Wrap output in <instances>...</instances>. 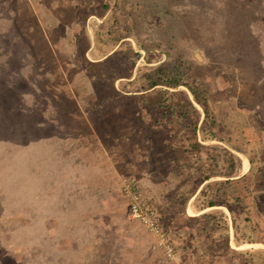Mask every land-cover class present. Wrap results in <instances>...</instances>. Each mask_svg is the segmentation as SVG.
Wrapping results in <instances>:
<instances>
[{
	"label": "rangeland",
	"instance_id": "obj_1",
	"mask_svg": "<svg viewBox=\"0 0 264 264\" xmlns=\"http://www.w3.org/2000/svg\"><path fill=\"white\" fill-rule=\"evenodd\" d=\"M131 18L136 29L113 44L109 25ZM157 22L176 27L169 54ZM173 56L206 108L182 84L145 89ZM210 146L228 175L246 170L225 185L251 201L242 233L264 242V0H0V264H132L148 243L161 249L127 210V176L177 252L162 259L180 261L174 227L194 222L179 215L187 194L169 160ZM102 149L120 153V180L101 171ZM147 161L167 191L145 183Z\"/></svg>",
	"mask_w": 264,
	"mask_h": 264
},
{
	"label": "crops",
	"instance_id": "obj_2",
	"mask_svg": "<svg viewBox=\"0 0 264 264\" xmlns=\"http://www.w3.org/2000/svg\"><path fill=\"white\" fill-rule=\"evenodd\" d=\"M123 40L124 38L119 42ZM116 47L117 45L114 48ZM104 57L99 60L107 58ZM199 118L200 122L202 116ZM199 130V128L195 130L196 136H198L197 133H200ZM201 149L200 153L193 157L192 151L182 148L177 152V156L169 160V174L181 179L184 185L179 188L183 193L185 192V195L187 194L186 199H183V210L179 215L194 222V229H188L186 225L180 224H176L174 227V231L178 232V239L186 240V244H183L184 247L178 249L181 260L178 262L164 261L162 250L156 248L154 242H150L146 248L144 247V251L147 252L145 258L140 257L138 260L132 261V264H264V242L249 239L250 231L247 230L246 234L242 233L243 229L245 232V229L249 228V224L239 221V218L245 219V216L249 215L248 208H250L251 201H245L243 196H237L234 199L235 194L233 196H230L232 193L229 194V189L232 191V187L226 188L225 185L231 182L234 177L248 178L245 176L246 170L242 171L235 166L233 168L235 171L228 175L226 169L222 170L219 167L215 146ZM100 153V155L104 154L101 171L106 173L105 177L109 175L114 176L117 181L120 180L119 175L124 170L121 167L124 164L120 153L117 150L107 152L103 149L100 150ZM203 153L206 156L204 160ZM203 161H208V163L203 165ZM130 168V165L127 164L125 169L130 170ZM142 172L143 180L153 189L154 193L155 185L167 191L170 184L164 178L162 182L158 180L160 173L154 169V166H151L150 162L142 169ZM221 186L226 190L227 195H224L222 201L219 202L218 188ZM167 203L172 204L173 200H169ZM167 203L162 201L164 206H167ZM234 204H238L237 209ZM188 206L192 209L191 213L187 211ZM166 213L169 215L172 212L166 211ZM220 218L223 221H220ZM238 223L240 224L239 228L237 227ZM238 230H241V233H238ZM153 240L154 237H152ZM238 240L243 243L239 244Z\"/></svg>",
	"mask_w": 264,
	"mask_h": 264
},
{
	"label": "trees",
	"instance_id": "obj_3",
	"mask_svg": "<svg viewBox=\"0 0 264 264\" xmlns=\"http://www.w3.org/2000/svg\"><path fill=\"white\" fill-rule=\"evenodd\" d=\"M133 18H131L127 23H125L126 26H123L121 23L119 24L117 21L114 22L115 23L114 25L113 24L109 25V28L106 30L105 34L109 35L110 38H113V44L118 43L120 40H122L124 37H126L125 33L136 29V26L138 25V22L136 20H133ZM157 23L160 26V32L163 33L165 35V37H166L165 40L168 39L167 40V48H166L165 51H166L167 54H169L170 53L169 50H170V48L172 46L171 38L174 37L173 33L175 32L176 27L171 22H165V23L157 22ZM169 36H170V38H169ZM137 43H138V46H140V49L148 50V46L145 44V42L137 40ZM160 43L159 42H154L153 46L155 48L156 47H160V46H162V44H160ZM135 55L137 57H140V53L138 51L135 52ZM173 58H174V62L168 63L166 65L165 64L160 65L159 70L157 71L159 73L150 76V78H149L150 82H149V84L147 86L148 88H145V89H150V88H153V87H155L157 85H160V84H163V85L168 86V87H173V88L177 87L180 84H182V85H185L191 91L194 100L198 104H200L203 108H206L207 104H206L204 98L201 99L199 97V95L195 92V89H192L189 85H187V83H185L184 78L186 77V75H188V73L191 74V72L193 71L192 68L190 66H188V67H186L184 69L181 66L182 63H184L182 58H180V57L179 58H175L174 56H173ZM93 65L94 64H90V67L93 66ZM149 74H148V76H149ZM158 75H160V76L158 77ZM170 75L172 76V78H170ZM164 76H166V78L164 80H161ZM191 78L194 79L193 77H191ZM147 104H148V106L156 105L154 101L148 102ZM214 124H215V122L213 123L212 127L214 126ZM187 130L190 133V130L189 129H187ZM191 131H192L191 133L194 134L195 133V128H194V130H191ZM194 136H196V135H194ZM217 137H218V135L214 134V132H210V137H206L205 134H202V140H206L207 138H209V139H217ZM196 143H197L196 145H201L199 142H196ZM218 190H219L218 191V196L219 197H222L224 194H226V190L223 189V186L219 187Z\"/></svg>",
	"mask_w": 264,
	"mask_h": 264
},
{
	"label": "built area",
	"instance_id": "obj_4",
	"mask_svg": "<svg viewBox=\"0 0 264 264\" xmlns=\"http://www.w3.org/2000/svg\"><path fill=\"white\" fill-rule=\"evenodd\" d=\"M121 192L127 202L130 216L137 219L148 233L156 237L157 245L167 260H177V252L167 240L157 207L146 195L141 181L132 176L124 177L121 180Z\"/></svg>",
	"mask_w": 264,
	"mask_h": 264
},
{
	"label": "water",
	"instance_id": "obj_5",
	"mask_svg": "<svg viewBox=\"0 0 264 264\" xmlns=\"http://www.w3.org/2000/svg\"><path fill=\"white\" fill-rule=\"evenodd\" d=\"M195 56L199 59V56H198V54L197 53H195Z\"/></svg>",
	"mask_w": 264,
	"mask_h": 264
}]
</instances>
